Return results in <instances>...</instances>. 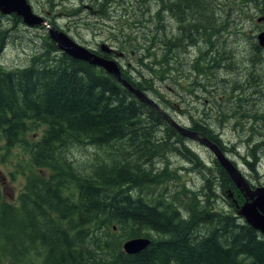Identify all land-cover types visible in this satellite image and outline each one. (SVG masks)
Returning <instances> with one entry per match:
<instances>
[{
  "label": "trees",
  "instance_id": "obj_1",
  "mask_svg": "<svg viewBox=\"0 0 264 264\" xmlns=\"http://www.w3.org/2000/svg\"><path fill=\"white\" fill-rule=\"evenodd\" d=\"M159 1L163 9L164 0ZM176 1L187 25L191 19L198 23L197 45L219 35L221 24L211 21L204 2ZM253 2L264 14V0ZM158 37L163 44L141 48L140 59L162 69L176 64L186 48L166 44L163 33ZM43 41L24 68L0 69V141L5 152L20 148L29 159L16 205L3 202L0 187V264H34L32 259L39 264H264V237L236 215L235 204H230L233 215L205 208L191 212L194 206L188 205L191 216L183 220L174 206L162 207V200L128 194L138 189L147 195V187L160 182L162 175L153 176L143 161L151 164L171 140L181 142V135L113 76L61 53L47 33ZM204 54L210 68L224 60L215 53L206 60ZM143 81L140 89L146 88ZM40 126L41 136L30 137ZM159 128L163 138L157 137ZM73 144L101 152L89 166L77 168L64 154ZM220 170L224 188L232 183ZM200 226L206 233H199ZM134 238H149L150 244L128 255L122 246Z\"/></svg>",
  "mask_w": 264,
  "mask_h": 264
},
{
  "label": "rangeland",
  "instance_id": "obj_2",
  "mask_svg": "<svg viewBox=\"0 0 264 264\" xmlns=\"http://www.w3.org/2000/svg\"><path fill=\"white\" fill-rule=\"evenodd\" d=\"M199 1L207 5V12L210 9L211 21L223 25L219 35L208 44L200 42L196 47L188 46L185 52L178 55L176 64H168L162 69L149 66L146 59H140V49L150 42L158 48L161 40L156 37L162 31L159 28L171 18L168 14L158 13L164 9L160 10L162 4L159 0H100L94 5L88 0H27L35 14L45 16L52 26L89 50L99 51L96 49L104 41L108 46L123 41L134 46L117 49L125 54L117 62L133 86L156 102L179 126L188 128L194 123L198 125L248 183L262 187L264 50L259 48L256 36L264 30V21L257 22L264 14L260 13L253 0ZM89 4L93 11L101 12L94 15L85 8ZM13 16H0V69L4 71L24 68L45 44L43 40L47 33L46 29L26 27L22 21H14ZM173 26V23H168L165 32L169 33ZM195 31L189 36L199 38L201 33ZM206 52V60L213 53L217 59L219 55L224 56V60L218 59L219 68L216 65L210 68L212 63H205ZM207 68L209 70L201 73ZM141 80L146 88L137 87ZM43 128L40 126L34 132L36 134L30 132V137L38 139ZM156 133L158 138H163L165 130L159 128ZM181 138V142L171 140L159 155L152 158L151 164L143 161L144 168L150 170L153 176L162 175L160 182L147 187V195L145 190L140 192L138 189H130L128 194L132 198L142 194L148 201L162 200V207L168 204L174 206L183 220L191 216L188 205L194 206L191 212L205 208L233 215L227 191H234L237 205L244 201L242 194L232 182L221 187L224 184L221 170L211 152L184 136ZM100 152L86 145L73 144L64 154L67 162L83 168L93 163L95 155ZM28 160L20 148L5 152L0 141V187L4 203L17 204L18 196L24 189L25 174L29 171ZM198 230L203 234L208 228L200 226ZM32 261L39 264L35 259Z\"/></svg>",
  "mask_w": 264,
  "mask_h": 264
},
{
  "label": "water",
  "instance_id": "obj_3",
  "mask_svg": "<svg viewBox=\"0 0 264 264\" xmlns=\"http://www.w3.org/2000/svg\"><path fill=\"white\" fill-rule=\"evenodd\" d=\"M0 14L14 15L21 19L22 23L29 28L43 26L48 33V37L53 41L57 49L78 61L85 62L91 66L102 69L105 73L113 76L118 83L131 92L142 103H145L163 117H167L161 108L145 93L131 86L122 78L120 68L114 59L102 57L93 51L77 44L64 32L55 29L42 16L33 12L27 0H0ZM264 21V16L257 19V22ZM257 44L264 49V30L256 36ZM100 52L104 54H115L121 56L116 50L107 45H101ZM174 129L184 136L205 147L214 156L217 163L223 168L238 191L243 195L244 202L236 205V215L242 217L247 225L259 232L264 237V186L252 189L239 170L231 163L220 148L205 137L199 136L196 132L179 126L169 117L166 118ZM228 197L232 198V193L228 192ZM235 202V200H233ZM150 244L149 238H134L124 242L122 250L128 255H134L144 250Z\"/></svg>",
  "mask_w": 264,
  "mask_h": 264
},
{
  "label": "flooded vegetation",
  "instance_id": "obj_4",
  "mask_svg": "<svg viewBox=\"0 0 264 264\" xmlns=\"http://www.w3.org/2000/svg\"><path fill=\"white\" fill-rule=\"evenodd\" d=\"M97 1H100V0H88V2L91 4V5H94V3H96ZM91 5H89V6H85V8L86 9H88V10H90L94 15H97V14H99V12H101V11H98V10H96V11H93L92 10V6ZM91 6V7H90ZM178 7H179V5L177 4V1L176 0H165V6H164V9L163 10H161V11H159L158 13H165V14H168L169 15V17H171V18H169L168 19V22H165L164 23V25L161 27V28H159V30H162L161 31V33H163V35H164V38H165V40H166V44H168V45H171L172 43L173 44H175V43H177V42H180V45L178 46V47H181V48H187L188 46L190 47V46H196L197 44L194 42V39L195 38H198V37H195L194 36V38H192V36H189V34H192L193 32H196L195 30H197V22H195L194 21V19H191L190 20V22H191V24H192V26H188L187 25V21H185V19H184V17H182V15H181V13L183 12V11H181L180 13H178L177 12V9H178ZM117 10V9H116ZM157 13V14H158ZM156 14V15H157ZM43 17V16H42ZM44 18V17H43ZM48 23H49V21L46 19V18H44ZM173 23L174 24V26H173V28L171 29V31L169 32V33H166L165 32V26L168 24V23ZM50 24V23H49ZM74 24H75V22H74ZM51 25V24H50ZM52 26V25H51ZM75 26H77V25H75ZM82 26H84V25H82ZM82 26H77V27H82ZM55 29H57L58 30V28H56L55 26H53ZM86 27V26H85ZM174 27H176V28H174ZM93 28H95V27H93ZM192 30V31H191ZM152 36V35H151ZM152 39V38H151ZM153 40V39H152ZM155 40V39H154ZM182 40V41H181ZM104 42H106V41H104ZM102 43L101 45H107V44H105V43ZM201 42H203V41H201ZM161 44H163L162 42H160ZM101 45L99 46V47H97V50H98V48L100 49V47H101ZM182 45V46H181ZM130 46V48H134V46H132V45H127V43H126V41H123V42H120V43H117L115 46L114 45H111V46H108L107 45V47H109V48H111V49H113V50H116L117 51V49H124V48H128ZM147 46H152V47H155V45H154V43L153 42H150V44H148ZM124 47V48H123ZM157 47H160V45H157ZM142 48H144V47H142ZM93 51H95V50H93ZM100 51V50H99ZM97 52V51H96ZM118 52V51H117ZM102 54H104V53H102ZM118 54H121V56H116L115 54H104L105 56H103L102 55V57H107L108 59L110 58V57H114V58H111V59H114L116 62H117V60L118 59H122V58H124L125 57V54L122 52V51H120V52H118ZM117 64H118V62H117ZM118 66H119V64H118ZM120 67V66H119ZM120 70H123V69H121V67H120ZM230 107H231V105H230ZM187 128V127H186ZM193 128H197L198 130L197 131H194L193 130ZM187 129H189V130H192V131H194V132H196L199 136H201V137H205V138H207L201 131V129H200V127L198 126V125H194V126H191V127H188ZM188 139V138H187ZM190 140V139H189ZM209 140V139H208ZM211 141V140H210ZM211 142H214V141H211ZM205 148V147H204ZM206 149V148H205ZM218 164V163H217ZM219 165V164H218ZM249 184V186L252 188V189H255V188H257L256 186H254V185H252V184H250V183H248Z\"/></svg>",
  "mask_w": 264,
  "mask_h": 264
},
{
  "label": "bare ground",
  "instance_id": "obj_5",
  "mask_svg": "<svg viewBox=\"0 0 264 264\" xmlns=\"http://www.w3.org/2000/svg\"><path fill=\"white\" fill-rule=\"evenodd\" d=\"M223 2H225V1H223ZM48 3V2H47ZM153 4V3H152ZM158 4V3H157ZM90 5V4H89ZM105 6V5H104ZM224 6V5H223ZM226 6V5H225ZM148 7V6H147ZM95 8V7H94ZM147 9V8H146ZM161 10V9H160ZM225 10V9H224ZM45 17V16H44ZM158 18V17H157ZM90 19V18H89ZM153 19V18H152ZM221 19V18H220ZM216 20V19H215ZM216 23V22H215ZM210 24H211V22H210ZM147 25V24H146ZM87 26V25H86ZM223 25H221L220 26V28L222 27ZM240 29V28H239ZM34 30V29H33ZM218 30H220V29H218ZM217 30V31H218ZM215 31V30H214ZM239 31H241V30H239ZM215 33V32H214ZM218 33V32H217ZM220 33V32H219ZM231 35V34H230ZM249 40H250V38H249ZM97 42V41H96ZM99 49V48H98ZM97 50V49H96ZM262 55H264L263 53H262ZM264 57V56H263ZM107 58V57H106ZM111 59V58H110ZM124 71V70H123ZM123 73V72H122ZM224 73V72H223ZM225 75V74H224ZM231 75V74H230ZM203 80V79H202ZM214 81V80H213ZM225 81V80H224ZM217 88V87H216ZM231 91V90H230ZM204 93V92H203ZM231 93V92H230ZM209 96V95H208ZM195 97V96H194ZM156 103V102H155ZM209 104V103H208ZM223 106V105H222ZM228 107V106H227ZM162 110V109H161ZM170 115V114H169ZM167 116V115H166ZM168 117V116H167ZM167 117H163L165 120H166V122L169 124V125H171V123L166 119ZM181 125V124H180ZM194 125H195V123H194ZM172 126V125H171ZM183 126V125H182ZM211 126V125H210ZM173 127V126H172ZM174 128V127H173ZM264 131V130H263ZM264 134V133H263ZM252 137V136H251ZM180 140V139H179ZM251 140V139H250ZM249 140V141H250ZM183 141V140H182ZM187 141V140H186ZM178 142V141H177ZM254 142V141H253ZM184 146V145H183ZM190 151V150H189ZM192 154V153H191ZM257 154V153H256ZM262 155V154H261ZM208 159V158H207ZM192 160V159H191ZM262 160V159H261ZM217 162V161H216ZM232 163V162H231ZM205 164V163H204ZM233 164V163H232ZM194 166V165H193ZM220 166V165H219ZM221 167V166H220ZM221 169H223L222 167H221ZM217 190V189H216ZM216 193V192H215ZM235 213V212H234Z\"/></svg>",
  "mask_w": 264,
  "mask_h": 264
}]
</instances>
